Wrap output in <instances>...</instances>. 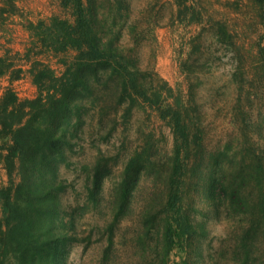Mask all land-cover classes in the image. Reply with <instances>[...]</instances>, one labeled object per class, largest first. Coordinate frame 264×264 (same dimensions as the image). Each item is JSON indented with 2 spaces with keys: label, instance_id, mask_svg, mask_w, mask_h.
<instances>
[{
  "label": "trees",
  "instance_id": "16d2710c",
  "mask_svg": "<svg viewBox=\"0 0 264 264\" xmlns=\"http://www.w3.org/2000/svg\"><path fill=\"white\" fill-rule=\"evenodd\" d=\"M54 1L62 14L28 23L26 30L40 53L55 59L60 74L35 61L28 68L33 98L20 99L10 85L0 95V163L7 177L0 186V264H68L74 244L91 240L92 233L78 234V219L90 212L104 213L100 264H108L115 231L135 204L132 240L143 254L150 252L151 264H194L190 254L200 255L208 221L221 210L240 223L229 252L235 264L263 259L264 129L252 121L250 104L264 81V0H250L263 27L255 46L263 61L256 88L246 66L250 51L238 45L225 22L205 21L233 62L226 83L234 94L229 107L222 100L218 104L228 85L212 82L203 90V78L214 70L211 56L193 59L206 29L173 45L184 87L141 69L133 53L143 42L156 41L158 4L170 9L167 26L188 34L203 21L199 0H155L156 6L138 14L133 0ZM10 69L0 57V77L9 75L11 82L20 69ZM203 91L209 99L200 103ZM111 107L119 120L112 121L107 135L125 127L140 108L169 128L170 150L162 151L153 134L143 132L108 195V159L100 154L83 167L81 202L71 203L65 195L76 190L61 168L70 165L69 154L87 122L105 127ZM89 108L93 115L87 119ZM216 122L224 126L221 133ZM148 180L154 187L144 192Z\"/></svg>",
  "mask_w": 264,
  "mask_h": 264
},
{
  "label": "rangeland",
  "instance_id": "374dc122",
  "mask_svg": "<svg viewBox=\"0 0 264 264\" xmlns=\"http://www.w3.org/2000/svg\"><path fill=\"white\" fill-rule=\"evenodd\" d=\"M14 8L8 0H0V57H5L11 64L12 72L19 70V77L9 81V75L0 77V95L3 90L10 85L11 89L20 99H31L36 94V89L31 83L28 68L35 61H42L48 64L56 74H60L61 67L54 58L47 54L40 53L38 48L32 43L28 36L26 27L28 23H35L38 20L46 19L52 15L62 14L58 4L54 0H12ZM136 14L142 10H147L149 5H153L155 0H133ZM164 2V1H162ZM200 9L203 14L201 25L190 29V33L181 30L176 31L167 26L170 9L168 5H153L155 11L159 12V26L155 28L156 41H145L134 48V55L138 59V66L143 70L153 69L160 78L168 82L172 87L182 83L185 86L182 75L178 72L173 58V45L182 42L183 36L194 34L200 28L206 29L205 35L201 39V49L199 54H195L193 59L204 60L211 56L213 59V74L203 78V90H210L211 83L215 82L217 87L226 84L232 70V59L230 53H225L224 48L214 41L212 30L205 21L208 18L221 20L227 24L228 29L236 35L235 41L245 51H250L249 58L246 59V66L250 70V80L252 89L260 84L259 74L262 72V59L256 54L255 46L258 37L263 32V27L255 17V9L250 0H199ZM264 40L262 41V45ZM201 61V62H202ZM14 73L10 74V76ZM258 77V78H257ZM263 81V80H262ZM228 85V84H226ZM227 94L218 99L219 106H230L233 102L234 94L232 87L228 85ZM255 90V89H254ZM256 91V90H255ZM223 92V89H221ZM208 92L203 91L200 103L209 99ZM254 93V91H253ZM225 102V103H224ZM207 106V104H205ZM210 110V108H207ZM112 107L105 119L106 126L95 129L89 121L83 128V132L76 139L73 152L69 154L70 165L61 168V175L70 183L74 184L75 193L69 191L65 199L69 202H81L83 198V186L85 171L83 167L90 166L97 156L103 155L108 159L110 173L106 179L105 194L118 179L122 166L131 155L133 150L140 144L144 133H152L153 140L158 147L165 152H169L171 146V134L169 128L154 114L135 108L128 124L117 128L110 135H107L112 121L118 122L119 117H115ZM250 114L254 123L260 122L264 129V81L261 93L258 97L251 99ZM93 115V110L89 108V119ZM217 132L221 133L224 126L216 122ZM214 127V126H213ZM262 142L264 144V130ZM7 181L5 171L0 163V186ZM154 182L148 180L145 184L144 192L152 191ZM143 197L140 196L139 200ZM135 211L122 221L115 231L114 245L110 252L108 264H151L150 252L144 253L134 244L132 237L136 229V213L138 206L135 204ZM104 213L99 216L93 213H86L78 219V234L85 237L92 233L89 243L80 242L74 244L68 257V264H100V258L105 245L101 237L103 228ZM239 222L232 214L220 213L210 217L207 224V237L199 244L200 255L190 254V259L194 264H235L229 252L232 249L235 233L239 230ZM256 264H264V258L258 260Z\"/></svg>",
  "mask_w": 264,
  "mask_h": 264
}]
</instances>
